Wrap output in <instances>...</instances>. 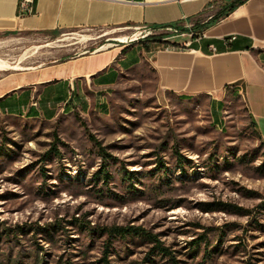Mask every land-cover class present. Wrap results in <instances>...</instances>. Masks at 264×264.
Listing matches in <instances>:
<instances>
[{
    "label": "rangeland",
    "instance_id": "374dc122",
    "mask_svg": "<svg viewBox=\"0 0 264 264\" xmlns=\"http://www.w3.org/2000/svg\"><path fill=\"white\" fill-rule=\"evenodd\" d=\"M176 30L152 32L147 48L140 37L121 43L137 62L107 90L84 85L60 105L33 95L35 118L0 107V264H104L113 226L150 233L177 264H264V141L239 88L215 108L212 96L160 87L150 52ZM98 34L0 31V78L120 37L76 43ZM154 247L113 237L108 264H172Z\"/></svg>",
    "mask_w": 264,
    "mask_h": 264
},
{
    "label": "crops",
    "instance_id": "0c3cea01",
    "mask_svg": "<svg viewBox=\"0 0 264 264\" xmlns=\"http://www.w3.org/2000/svg\"><path fill=\"white\" fill-rule=\"evenodd\" d=\"M230 1L34 0V12L20 16L19 0H0V31L100 33L83 35L76 43L120 35L106 39L111 42L108 49L1 77L0 107L35 118L40 111L38 103L30 102L33 95H50L60 105L67 95H84V85L107 90L118 81L122 67L137 62L127 51L121 54L126 47L121 43L128 41L123 33L176 26L180 33L163 38L165 45L150 52L160 87L182 96H212L215 108L220 102L216 96L233 86L239 88L264 141V0H244L222 16L223 6ZM43 113L50 119L55 116L50 108Z\"/></svg>",
    "mask_w": 264,
    "mask_h": 264
},
{
    "label": "trees",
    "instance_id": "16d2710c",
    "mask_svg": "<svg viewBox=\"0 0 264 264\" xmlns=\"http://www.w3.org/2000/svg\"><path fill=\"white\" fill-rule=\"evenodd\" d=\"M243 1L244 0H232V1L228 2L227 4H225L223 6L222 10H224V11H222L221 15L225 16V17L228 16V14L235 8V6L241 4ZM216 19H212V21H215ZM173 26H175V25H173ZM172 28L173 29H177L176 26L172 27ZM155 41H158V40L156 39ZM144 42L145 41H143V40H139L138 41V43H141L140 45H142L144 48H147V46L144 44ZM147 51H148V49H147ZM122 52L126 53L124 49H122ZM56 100H58V99H56ZM44 101H46V99H44ZM218 106L221 107V102L218 103ZM90 138L92 139V141H94L95 144H97V142L91 136H90ZM51 150H53V151L57 150L54 144L52 145ZM99 152H100V155L102 156V158L104 160L103 163H102V168L105 169V167L107 165V159L106 158L108 157V155H106L103 152V149H100ZM178 157L180 158V156H178ZM103 175L106 176V172L103 173ZM105 232L108 234V238L109 239L107 240V243L105 244L104 253H103L104 256L101 259V262H103L104 264H108L107 254L109 252L110 239L113 238V237H116V236L125 237L126 235H129V234H136V235L144 236L146 239L151 240L152 242L155 243V247H154L155 249H157L162 254H164L166 256H169L172 264H177V262L174 260V258L171 257L172 255L168 251V249L163 247L161 245V243L153 235H151L150 233L144 231L141 228L113 226V227L105 229Z\"/></svg>",
    "mask_w": 264,
    "mask_h": 264
},
{
    "label": "built area",
    "instance_id": "2783aa9c",
    "mask_svg": "<svg viewBox=\"0 0 264 264\" xmlns=\"http://www.w3.org/2000/svg\"><path fill=\"white\" fill-rule=\"evenodd\" d=\"M34 12V0H19L18 2V13L20 16L23 15H30ZM166 30L176 32V29L173 28H167ZM152 30L143 28L140 29L139 32L133 34L136 35L137 37H131L128 41H133V40H138V37H140L142 40L144 38H147V36L152 34Z\"/></svg>",
    "mask_w": 264,
    "mask_h": 264
},
{
    "label": "bare ground",
    "instance_id": "6f19581e",
    "mask_svg": "<svg viewBox=\"0 0 264 264\" xmlns=\"http://www.w3.org/2000/svg\"><path fill=\"white\" fill-rule=\"evenodd\" d=\"M9 67L7 62H0V68Z\"/></svg>",
    "mask_w": 264,
    "mask_h": 264
}]
</instances>
